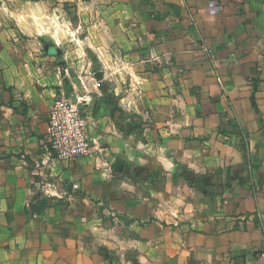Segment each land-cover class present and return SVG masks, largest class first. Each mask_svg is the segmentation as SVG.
<instances>
[{
    "label": "crops",
    "instance_id": "obj_1",
    "mask_svg": "<svg viewBox=\"0 0 264 264\" xmlns=\"http://www.w3.org/2000/svg\"><path fill=\"white\" fill-rule=\"evenodd\" d=\"M62 95L74 161L45 152ZM0 264H264V0H0Z\"/></svg>",
    "mask_w": 264,
    "mask_h": 264
},
{
    "label": "built area",
    "instance_id": "obj_2",
    "mask_svg": "<svg viewBox=\"0 0 264 264\" xmlns=\"http://www.w3.org/2000/svg\"><path fill=\"white\" fill-rule=\"evenodd\" d=\"M82 98L62 95L55 99L49 111L45 152L48 158L74 161L92 154L88 122L82 113Z\"/></svg>",
    "mask_w": 264,
    "mask_h": 264
},
{
    "label": "rangeland",
    "instance_id": "obj_3",
    "mask_svg": "<svg viewBox=\"0 0 264 264\" xmlns=\"http://www.w3.org/2000/svg\"><path fill=\"white\" fill-rule=\"evenodd\" d=\"M50 7L51 5H46L42 7V11L39 13L40 19H38L40 22H44V27H48L50 30L47 31V36L46 37H52V33H54V30L59 29V27L62 28L61 31V35L64 36L66 33L63 31V25L64 23L61 21V23L59 22L60 20L58 19V17L56 18L54 13L52 16H50V14L48 12H50ZM63 12V11H62ZM35 13V12H34ZM64 13H62L63 15ZM37 16V15H35ZM34 16V18H31L34 21H37V18ZM79 16V15H78ZM54 18V19H53ZM67 18V15H64V19ZM56 20V21H55ZM67 20V19H66ZM65 20V21H66ZM78 27H82L80 26V24H82V21L78 20ZM55 27V28H54ZM53 32H52V31ZM82 31V30H80ZM56 33V32H55ZM57 34H58V30H57ZM47 45L50 43H46ZM62 47V46H60ZM64 48H61V50L58 51H62ZM73 70H76V74L78 76V80L77 82L79 83V86H81V90L86 92H91V87L97 91L101 90L102 88L107 89V88H113V85H117V79L116 78H104L105 76V71L108 70L109 73L111 72L114 73L116 75V69L112 68V65H104V64H82V65H78L76 68H72ZM86 71H88L86 73ZM90 72H92V74L95 76L93 78H85L88 75H90Z\"/></svg>",
    "mask_w": 264,
    "mask_h": 264
},
{
    "label": "water",
    "instance_id": "obj_4",
    "mask_svg": "<svg viewBox=\"0 0 264 264\" xmlns=\"http://www.w3.org/2000/svg\"><path fill=\"white\" fill-rule=\"evenodd\" d=\"M44 40H45L46 43H51V38L45 37ZM57 51H58V50H57ZM58 52H59V51H58Z\"/></svg>",
    "mask_w": 264,
    "mask_h": 264
}]
</instances>
